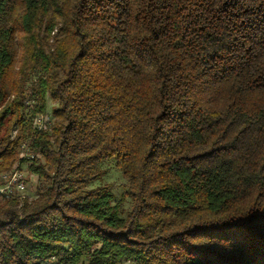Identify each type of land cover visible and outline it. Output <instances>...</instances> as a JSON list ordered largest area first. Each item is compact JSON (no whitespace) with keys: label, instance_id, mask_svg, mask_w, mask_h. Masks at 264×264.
<instances>
[{"label":"trees","instance_id":"16d2710c","mask_svg":"<svg viewBox=\"0 0 264 264\" xmlns=\"http://www.w3.org/2000/svg\"><path fill=\"white\" fill-rule=\"evenodd\" d=\"M111 161L126 215L88 189ZM18 164L0 264H264V0H0V186Z\"/></svg>","mask_w":264,"mask_h":264},{"label":"rangeland","instance_id":"374dc122","mask_svg":"<svg viewBox=\"0 0 264 264\" xmlns=\"http://www.w3.org/2000/svg\"><path fill=\"white\" fill-rule=\"evenodd\" d=\"M55 105L49 102L48 114L52 116ZM20 168V165H16L15 168ZM22 171L26 176V191L24 192L25 198L33 200L38 195V188L41 185V180L37 175H33L29 171V166H24ZM96 171L101 175V180L88 187V189H96L98 187H109L115 194L117 200H124L123 210L126 215L132 208V201L128 198V182L125 179L121 170L116 166V163L111 161L104 163L97 167ZM3 175V174H2Z\"/></svg>","mask_w":264,"mask_h":264},{"label":"built area","instance_id":"2783aa9c","mask_svg":"<svg viewBox=\"0 0 264 264\" xmlns=\"http://www.w3.org/2000/svg\"><path fill=\"white\" fill-rule=\"evenodd\" d=\"M47 115H40L35 119V127L38 128L39 131H46L51 127V124H48ZM21 159H27L28 164H31L33 159H35V155L32 153L29 145L25 144L23 146V153L21 155ZM2 181V180H1ZM3 184L0 186V197L1 196H17L23 197L24 192L26 191V176L25 173L21 170V168H17L15 172H13L12 180L2 181Z\"/></svg>","mask_w":264,"mask_h":264},{"label":"bare ground","instance_id":"6f19581e","mask_svg":"<svg viewBox=\"0 0 264 264\" xmlns=\"http://www.w3.org/2000/svg\"><path fill=\"white\" fill-rule=\"evenodd\" d=\"M12 177H13V172L12 173H9V174H5L3 176V180L4 181H9V180H12ZM1 197H8V198H10L11 196H1Z\"/></svg>","mask_w":264,"mask_h":264}]
</instances>
